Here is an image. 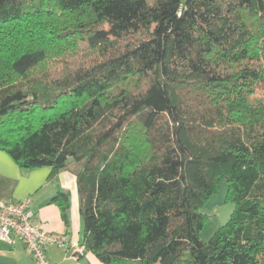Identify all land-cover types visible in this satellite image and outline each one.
Returning a JSON list of instances; mask_svg holds the SVG:
<instances>
[{
	"label": "trees",
	"instance_id": "1",
	"mask_svg": "<svg viewBox=\"0 0 264 264\" xmlns=\"http://www.w3.org/2000/svg\"><path fill=\"white\" fill-rule=\"evenodd\" d=\"M60 15L103 59L41 78ZM0 148L75 175L103 264H264V0H0ZM225 181L234 212L204 242ZM51 203L69 226V192Z\"/></svg>",
	"mask_w": 264,
	"mask_h": 264
},
{
	"label": "crops",
	"instance_id": "2",
	"mask_svg": "<svg viewBox=\"0 0 264 264\" xmlns=\"http://www.w3.org/2000/svg\"><path fill=\"white\" fill-rule=\"evenodd\" d=\"M50 167L24 169L0 148V202L21 203L29 201L33 223L57 237H66L68 248L51 246L47 256L53 264H103L94 254L84 252L72 257L82 247L83 225L80 214V196L77 179L71 172L51 176ZM60 191L71 197L70 224L66 226L60 208L51 203ZM0 264H35L24 244L10 245L0 240Z\"/></svg>",
	"mask_w": 264,
	"mask_h": 264
},
{
	"label": "rangeland",
	"instance_id": "3",
	"mask_svg": "<svg viewBox=\"0 0 264 264\" xmlns=\"http://www.w3.org/2000/svg\"><path fill=\"white\" fill-rule=\"evenodd\" d=\"M71 29L68 20L61 15L47 29L48 33L52 32L51 37L49 35L50 39H48L49 59L37 69L36 74L38 77H63L79 68L91 67L101 62L102 56H96L81 37H74L63 42V39L57 36V34L61 35ZM133 42V37H127L123 40L121 47L125 48ZM28 43H33V41H28ZM254 88L253 98L262 99V86L256 84ZM234 209V203L228 198V183L225 181L201 208V212L207 216L205 226L201 232V239L204 242L210 241L221 228L227 225Z\"/></svg>",
	"mask_w": 264,
	"mask_h": 264
},
{
	"label": "built area",
	"instance_id": "4",
	"mask_svg": "<svg viewBox=\"0 0 264 264\" xmlns=\"http://www.w3.org/2000/svg\"><path fill=\"white\" fill-rule=\"evenodd\" d=\"M29 205V201L16 204L0 202V240L10 245L22 242L35 264H53L47 256L48 249L56 246L68 251V240L36 226ZM83 254L84 249L81 248L72 257Z\"/></svg>",
	"mask_w": 264,
	"mask_h": 264
}]
</instances>
